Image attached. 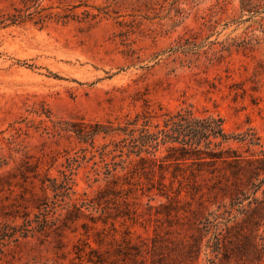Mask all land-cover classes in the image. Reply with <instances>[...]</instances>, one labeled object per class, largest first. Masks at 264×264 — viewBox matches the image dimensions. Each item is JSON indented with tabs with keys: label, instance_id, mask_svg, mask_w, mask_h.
<instances>
[{
	"label": "rangeland",
	"instance_id": "1",
	"mask_svg": "<svg viewBox=\"0 0 264 264\" xmlns=\"http://www.w3.org/2000/svg\"><path fill=\"white\" fill-rule=\"evenodd\" d=\"M185 110L223 120L237 179L222 160L195 178L190 161L160 167L163 147L145 165L128 155L143 117L154 130ZM254 167L264 168V0H0V223L42 211L45 178L72 182L46 209L67 227L7 243L0 264H90V248L104 264H133L114 251L142 242L151 264L152 238L172 264H264ZM73 203L81 213L65 219Z\"/></svg>",
	"mask_w": 264,
	"mask_h": 264
},
{
	"label": "trees",
	"instance_id": "2",
	"mask_svg": "<svg viewBox=\"0 0 264 264\" xmlns=\"http://www.w3.org/2000/svg\"><path fill=\"white\" fill-rule=\"evenodd\" d=\"M43 18H41L40 21H42ZM21 19V16H13L11 21L15 23ZM164 117L162 126L154 125V130L149 128L147 124L148 120L145 117L142 118L144 121L141 128L129 130L130 139L123 147L129 149L128 155L133 154L137 158L138 164L145 165L147 162L152 161L142 154L155 156L159 148L163 147L166 154L158 160V165L160 167L166 162L175 167H179L181 164L190 161L189 167L192 168L194 166L196 168L191 169L189 174L192 178H195V171H200V169H197L200 164L222 160L227 164L233 165L234 170L232 171V176L233 178H238L240 172V157L236 151L222 149V145L228 141L229 136L223 128V120L220 117L213 115L195 117L190 111L186 110L183 112L178 111L175 114H165ZM138 119L139 117L136 116L134 121L129 124L136 125ZM103 131V133H108V131L112 130L103 129ZM80 133H83V130L78 132V134ZM96 133V131L84 132L83 137L91 138V136ZM224 154H226V156H224ZM130 163H132V161H130ZM253 169L254 171L256 170V172H254L256 175L261 172L264 173V168L254 167ZM71 183V178L65 174H63V178L60 181H57L55 178H45L42 180L40 182V190L43 192L45 199V202L41 204L43 210H38L31 218L29 214H24L19 224L0 223V254L3 253L2 248L6 246L7 243H15L19 239H25L33 233L46 236L51 230L55 231L59 228L65 229L67 227L65 221H62L61 225L55 227V223L58 219L51 220L48 217L49 210L46 209L49 207L48 202L51 204V209H53L55 206H59V201L69 199L72 190ZM162 186L164 187V185ZM48 192L52 194V199L50 201H47ZM81 207L82 206H77L74 203L71 204V211L66 212L65 219H71L70 214L72 212L76 215L81 213ZM119 215L120 214L117 213L114 216L118 217ZM122 216H128L127 212H124ZM102 222L105 223V221ZM81 226L85 229V224ZM213 240L211 247L215 249L214 251L218 252L219 238L217 235H214ZM94 241L100 243L101 240L98 239ZM193 241L192 248L185 254L189 262L198 260L200 250V243L196 239ZM84 244L87 245V243ZM142 246L147 247L145 242H142L140 245L133 244L123 248L117 247L114 251V255L121 257V261L123 262L129 260L133 264H144L146 258L142 255ZM156 248V238H152L150 252L146 251V248L144 249L145 254L150 253V263L172 264L163 254L156 253ZM78 251L81 252V249ZM87 262L90 264H104L105 259L99 251L90 248L87 254Z\"/></svg>",
	"mask_w": 264,
	"mask_h": 264
}]
</instances>
